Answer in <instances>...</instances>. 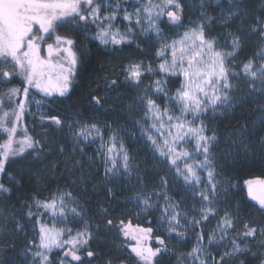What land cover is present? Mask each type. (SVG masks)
Masks as SVG:
<instances>
[{
    "label": "trees",
    "instance_id": "16d2710c",
    "mask_svg": "<svg viewBox=\"0 0 264 264\" xmlns=\"http://www.w3.org/2000/svg\"><path fill=\"white\" fill-rule=\"evenodd\" d=\"M211 3L206 2L200 11L183 1L181 22L177 27L200 21L211 37L223 34L228 27L219 24V12ZM238 4L245 30L240 34H243V47L239 59L246 63L262 47L264 0H241ZM57 31L75 41L77 68L67 95L48 101L39 117L31 119L23 114L27 135L38 143L23 155L10 158L0 178V183L10 189L8 193H0V264L32 263L25 254L38 238L30 226L26 206L34 200H47L62 189L77 199L93 229L94 236L89 244L93 256L90 260L84 259L85 263L139 264L123 238L121 221L139 224L132 200L138 195L160 190L164 167L147 146L130 144L135 179L130 181V186L106 179L103 164L95 152L84 154L73 147L68 124L80 120L103 122L117 128L129 127L135 116L131 107L140 98L142 89L126 81L125 69L134 62L146 60L150 45L141 41L139 45L109 50L84 40L82 32L93 34L89 25L77 30L62 26ZM5 67L8 69L10 65ZM112 80L117 81L115 86L111 84ZM23 86L18 76L9 82L0 80V98L4 100L0 116L4 111L13 110L14 104L7 95L9 89ZM93 96L101 97V104H95ZM262 114L264 91L240 96L229 112L212 121V130L218 138L215 148L218 168L233 185L241 186L255 178L264 179ZM52 117L58 118L61 124H55ZM169 184L172 187L168 194L178 197L174 183L170 180ZM237 201L243 224L256 227L259 234L250 252L226 258L222 264H263L264 233L259 230L264 229V211L246 198L238 197L233 205ZM156 261L157 264H174L173 257L167 254L160 255Z\"/></svg>",
    "mask_w": 264,
    "mask_h": 264
},
{
    "label": "snow or ice",
    "instance_id": "6c2138e0",
    "mask_svg": "<svg viewBox=\"0 0 264 264\" xmlns=\"http://www.w3.org/2000/svg\"><path fill=\"white\" fill-rule=\"evenodd\" d=\"M112 10L107 15L101 14L102 4L99 0H0V80L9 82L14 76H19L23 83L22 88H10L8 97L24 96V100L17 102V109L11 114L4 112L0 116V132L6 135V140L0 144V173L5 171V163L9 158L23 155L27 149H33L38 142L32 140L25 132L24 138L17 140V125L20 122L25 108V101L28 98L29 90L32 88L42 92L45 96L54 94L65 96L70 91L73 83L72 77L75 75V69L78 61L77 52L74 50L75 41L67 36L55 35V44L47 43L46 56H42V44L47 39H51L61 26L74 25L73 30L83 28L81 22H91L97 25L99 31L96 38L101 44L111 42L114 45H119L127 40L126 35L120 33L119 28L113 31L114 21L120 11L119 4L108 5ZM147 13L146 16H141L140 12ZM137 19L135 23L141 25L142 21H147V28L143 31H153L160 40V28L158 22L163 16H167L172 24H180L182 4L180 0H159V3H153L148 0L143 9H136ZM123 19L131 22V15L124 12ZM131 31V28H129ZM264 36V31L261 32ZM233 48L230 52H222L216 49L215 40L208 39L205 36L204 26L198 25L184 32L179 40H174L171 44L166 42L157 52L160 57H166V53L170 52V61L165 59V62L159 64V70L174 76L183 77L180 87L177 89L175 97H170L176 104L180 106V115L169 114L168 108L160 112L158 105L151 98L147 99L148 111L152 113L155 121H161L157 128L156 123L153 127L157 131L164 128L163 117L167 116L169 122L175 121L174 124L169 123L168 136L171 140L164 139L162 144L149 136L153 146L162 157H166L170 164L175 167L178 175L183 176L187 184L199 185L202 183L201 178L196 170V167L203 168L207 171L206 189H196L199 192L201 200L208 201L207 207L201 209V219L207 220L209 215H215V210L211 206L212 200L210 196H214L217 191V182L215 181V172L211 167V146L216 141L215 135L207 136L205 134V125L203 121L199 126L195 125V120L201 113L206 112L210 107L213 111L220 106H231L234 102L232 97L233 85L230 82V75H238L232 72L226 65V59L229 56H234L240 47L239 37L232 41ZM55 58V59H54ZM261 60H264V54L261 55ZM10 65L11 71L5 66ZM144 71L151 72L152 68L145 69L142 64H130L125 69V79L132 84L139 85L141 76ZM243 74L249 78V84L253 90L264 91V63L259 67L254 65L253 61H248L243 64ZM161 81L155 82L157 92H165L166 89L161 87ZM257 83L261 86L257 89ZM111 84L115 86L116 80H112ZM92 100L95 104H101V97L93 96ZM37 104L40 101H36ZM147 114V113H146ZM14 117L9 120V116ZM191 115L192 120H188L187 116ZM264 115V114H262ZM55 124L60 125L61 121L56 118H51ZM91 128L99 133V129L95 124ZM172 129H175L173 134ZM89 131L82 128L78 136H87ZM185 137H190L195 141L196 152L203 154V160L199 161L196 166L188 163L187 159L190 156L188 151L177 150V142L184 141ZM115 138L113 137V140ZM14 145H19L14 147ZM113 147L108 148L111 153ZM121 151L123 146L121 145ZM123 159L125 161V170L128 168L127 161L129 157L124 152ZM185 159L183 169L177 163L178 160ZM112 172V168L106 169ZM161 184H167V181L161 178ZM247 185L248 197L256 201L261 209H264V179L255 178L245 181ZM9 188L0 183V193H8ZM167 199V197H165ZM140 203L144 209L152 207L150 197L140 199ZM37 208H43L45 211L51 212L53 216H65V202L61 197L59 205L55 199L49 201H36ZM178 205L168 204L164 209L169 223V232H175L177 236H183L184 233L177 231L175 225L180 224V212L175 209ZM169 209H172L169 211ZM71 211L79 216L77 209ZM29 217L33 215L31 206H29ZM39 222V221H38ZM194 225L200 224V220L195 218L191 221ZM111 224V221L108 222ZM123 225V221H121ZM234 226L233 219L228 213L218 222V230L220 236L216 237L215 233L208 236V243H213L214 240L223 239L228 236V230ZM243 237H253L257 234L258 229L248 224L243 225ZM123 235L135 241L131 246V253L135 255L139 264H157L156 258L162 251H167L165 241L157 237V242L161 247L153 248L147 241L149 240L152 229L149 228H134L129 223L122 227ZM264 233V229H260ZM68 239H63L65 229H58L54 225L47 226L40 223L39 227V243L35 244L36 251L32 252V264H51L49 253L53 249H64L63 258L60 264H82L81 256L78 254L81 247L88 244L91 239V233L85 228L84 231L77 232L76 236H71V229L67 230ZM204 236L202 233L197 234V246L193 247L188 256L192 257L193 261H199V264H208L207 260L201 259L204 249L200 246ZM232 249L234 252L240 251V245L233 240ZM88 257L93 256L91 250L87 251ZM225 255H229L225 252ZM223 257H221L222 264Z\"/></svg>",
    "mask_w": 264,
    "mask_h": 264
},
{
    "label": "rangeland",
    "instance_id": "374dc122",
    "mask_svg": "<svg viewBox=\"0 0 264 264\" xmlns=\"http://www.w3.org/2000/svg\"><path fill=\"white\" fill-rule=\"evenodd\" d=\"M183 1L189 2L194 10L200 11L204 9L206 2L211 1V4L216 7L217 12H219V24L224 25L228 28L225 29V32L223 34L211 37L210 34L206 31L204 24L200 21L193 22L191 26L177 27L178 24H172L168 20L167 16H163L158 22L160 28V36L163 37V40H160L155 32L143 31L144 28H147L146 20L142 21L141 25H137L135 23V20L137 19L136 9H143L144 5L148 3V0H99V2L102 4V15H107L112 10L110 7H108V5L117 3L119 4L120 11L117 19L114 21L113 31H115L116 28H119L120 33L127 36V40L119 45H114L111 42L106 45L101 44L100 41L96 38L99 29L97 28L96 24H93L90 21L81 22L82 24H84L83 29H85V25H89L91 29H93L92 35L82 32L84 40H90L97 43L104 49L109 50H112L116 47L120 48L124 45H139L141 41L147 42L150 45V48L146 55V60L134 62L132 64H142L145 69L151 67L152 71L143 72L139 85L132 84L126 80L132 86H140V88L142 89L140 98L138 100H135V103L131 107L134 110L135 116L133 119H131L129 127L117 128L114 127V125H107L103 122L73 120V122L68 124V128L73 147L84 154L88 152L91 153L90 151L95 152L97 159L103 164L106 179H113L123 185L130 186V181H133L136 177L135 162L131 156L130 144H133L135 146H147L153 153L154 158L159 161L161 167H164L163 172L165 173V175L163 176V179L167 181V184L166 186L160 184L159 187L161 188L157 192L144 193L136 196L132 200V203L135 205L137 210L136 219L139 221V224L129 223L134 228L150 227L152 231L149 234L150 238L147 243L151 247L157 248L161 247L157 242V237L163 239L165 241L167 251H162L160 255L167 254L168 256L173 257L174 264H199V261L194 262L192 257L188 256V253L191 252L193 247L197 246V234L202 233L204 239L200 246L205 251L201 256V259L207 260L208 264H220L221 257H223L224 260L237 254L250 252L252 247L255 245V239L259 234V232H257V234L253 237H243V225L245 224H243V221L241 220L238 201L236 205H233V203L236 202V199L238 197H242L243 199L246 198L258 209L262 211H264V209H261L256 201H253L248 197L247 185L245 183L241 186L239 184L233 185L229 183L218 168V158L216 156L217 152L215 151V148L218 145V138L212 130V121L216 117L229 112L232 107L235 106L236 103L240 100V96L252 93L259 94L263 91L253 90L251 88L249 84V78L246 77L242 71L244 63H241L239 59V53L243 47V38L241 36L245 32V30L242 28V26L244 25V20L241 18L239 11L240 6L238 4V2L241 0H180V3L182 4V13ZM152 2L159 3V0H152ZM125 11L131 15V22L123 19ZM140 15L146 16L147 13L141 11ZM201 24L204 26L206 38L214 39L215 47L219 51H232V41L234 38L239 37L240 43V47L236 51L235 55L229 56L226 59V65L228 66V68L232 72L238 74L234 77L231 75L229 77L230 82L233 85L231 91L234 102L231 104V106H220L216 109V111H213L209 107L206 112L201 113L200 116L196 118L194 125L199 126L200 122L203 121L206 129L205 134L207 136L215 135L216 137V141L211 146V167L215 172L217 191L214 196H210V199L212 200L211 206L215 210V215H209L207 220L201 219V209L202 207L208 206V201L201 200L199 192L196 191V189L207 190V171L203 168L196 167L202 183L199 185L187 184L184 181L183 176L177 174L175 167L170 164L166 157H162L159 154V152L153 146L152 141L148 139L149 136H152L158 144H162L164 139L171 140V137L168 136L169 123H175L174 120L172 122H169L167 120V116H164L162 122L165 126L164 128H161L160 131H157L156 128H154L152 125L153 123H156L158 128L161 121H155L152 117V113L148 111V98H151L155 101L156 105H158L159 107L160 112H163L165 108H168L169 114H174L176 116L180 115V106L176 104L174 100L170 99V97H175L176 91L183 81V77L174 76L166 72H161L159 70V64L165 62V59L170 61L171 55L169 52L166 53V57H160L157 55V52L162 48L165 42L167 44H171L174 40H179L180 37L183 36L184 32ZM67 27H69V29H74L76 26L67 25ZM129 28H131V31H129ZM169 29L173 32L170 33ZM236 30H238L239 32L235 33ZM241 33L243 34L240 35ZM55 35L60 34L58 33V31H56V33L52 35L51 39L46 38V42L42 44V56L47 55V43L55 44ZM262 37L263 43L261 50L251 58V61L254 62V65L256 67H259L261 63H264V60H261V55L264 54V36ZM8 70L11 71V66L8 68ZM157 80H160L162 82L161 87L166 89L167 94H165V92L156 91L155 82ZM260 87L261 86L259 85V83H257V89H260ZM57 97L60 96L56 94L52 96H45L42 92L38 91L35 88L30 89L28 98L25 101L26 108L24 114L28 115L31 119L43 115L44 107L48 105L47 102ZM24 99L25 98L22 93L17 97H12L11 99H9L14 104V107L13 110L8 111V113L11 114L13 111L18 110L17 102ZM37 100L40 101L39 104L36 103ZM3 101L4 100L0 98V110L2 108ZM4 112L1 113V116ZM13 119L14 117L10 115L9 120L11 121ZM22 119L23 116L17 125V140L23 139L25 132L27 134ZM187 119L192 120L193 117L191 115H188ZM93 124H95L99 129V133L91 128V125ZM82 128L87 129L90 134L86 137L78 136L77 133H79ZM172 132L173 134H175V129H172ZM113 137L115 138L114 140ZM5 140L6 135L0 132V144H3ZM121 145L123 146V151H121ZM18 146L19 145H14V147ZM109 147H113V151L111 153L108 152ZM177 150L188 151L190 153V156L185 159H187L188 163H192L194 166H196L199 161L203 160V154L196 152L195 141L190 137H185L184 141L177 142ZM124 152H126L129 157V160L127 161V170H125L124 167ZM185 159H180L177 161L182 169L185 163ZM108 168H112L113 171H106V169ZM1 175L2 173H0V178ZM170 180L174 183L175 193L178 197H173L168 194V191L171 190L172 187L169 184ZM61 197L65 202L64 217H60L59 215L53 216L51 212L45 211L43 208H37L35 206L36 201H49L52 199H55L57 201V204L59 205V200ZM145 197H150L152 203V207L148 208L147 210H145L144 206L140 203V199ZM165 197H167V199H165ZM170 203L173 205H178V208H176L175 210L180 212V224L175 225V227L177 231H181L184 233L183 236H177L175 232H169L168 218L166 216V213L164 212V209ZM29 206H31V211L33 213L31 217H29L28 215ZM73 208L77 209V211L80 213L79 216L75 215L71 211V209ZM171 210L172 209H169V211ZM26 213L27 218L30 222V226L37 234L38 241L36 244L39 243L40 223H44L49 227H52L54 225L58 229H65V235L63 239L69 238L67 234L68 229H71V236H76L77 232L84 231L85 228H87V231L91 233V239L88 241L87 245L81 247V250L78 254L81 256L82 264H91V262L85 263L84 259H92V257H88L87 251L89 250V244L94 236L93 229L91 224L86 221V215L83 211L82 206L72 194H70L65 189H62L57 191L52 197L48 198L47 200H34L26 206ZM225 213H228L229 216L233 219L234 226L228 230V236L223 239L214 240L213 243L209 244L208 236L210 234L215 233L216 237L220 236L217 225L218 222L224 217ZM193 218L200 220V224L194 225L191 222ZM129 223H125L123 225H128ZM123 238L127 241V246L129 248V251H131V246L135 244V241L126 238L124 235ZM233 240H235L240 245V251H233ZM36 250L37 249L34 244L25 254L26 257H29L31 262L33 260L31 253ZM63 252L64 249H53V251L49 253L51 264H60V261L63 258ZM225 252H228L229 255H225ZM72 264H77V262H72Z\"/></svg>",
    "mask_w": 264,
    "mask_h": 264
}]
</instances>
